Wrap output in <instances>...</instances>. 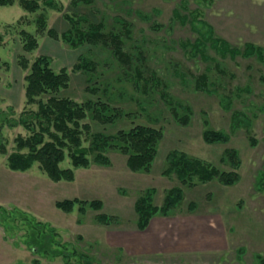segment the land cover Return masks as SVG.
Here are the masks:
<instances>
[{"label": "rangeland", "instance_id": "374dc122", "mask_svg": "<svg viewBox=\"0 0 264 264\" xmlns=\"http://www.w3.org/2000/svg\"><path fill=\"white\" fill-rule=\"evenodd\" d=\"M56 1L61 10L44 3L38 12H29L18 3L0 6L4 37L0 56L9 62L0 69V143L8 150L0 151V264H79L84 258L80 255L93 264H264V190L256 184L264 169V63L256 57H222L213 49L210 53L215 61L194 56L185 42L198 33L189 21L174 14L175 9L182 14L193 11L197 25L206 21L216 35L233 45L254 42L264 47V0H95L75 8L71 0ZM39 13H45L48 28L59 31L68 27L64 13L85 15L120 32L124 31L123 20L132 23L126 49L142 68V75L127 69L107 46L71 48L38 34ZM21 29L38 37V49L24 52ZM22 53L31 62L48 55L55 70L64 66L72 70L81 54L94 58L98 62L94 76L72 71L70 86L61 94L79 102L101 97L123 109L125 114L115 123L89 118L93 131L114 134L136 124L163 129L151 171L132 170L127 155L113 149L108 151L111 165L92 163L76 168L73 181L52 180L39 163L27 171L11 169L8 155L16 147V137L29 132L10 123L18 121L24 109H37L27 103L28 70L18 64ZM209 69L213 83L206 90L198 89L197 77ZM89 83L99 87L96 92L87 89ZM171 100L190 105L187 124L173 115ZM178 110L183 117L185 110ZM236 112L248 116L250 123L234 127ZM208 126L224 130L229 142H207L204 131ZM229 148L238 149L242 161L241 180L235 185L218 180L187 185L176 173H164L172 150L233 170L221 160ZM62 166L71 167L70 158ZM177 186L184 189L179 206L169 215L154 216L146 229H140L135 210L138 196L154 188V201L162 205L168 191ZM75 197L101 199L104 207L98 211L88 207L83 213L77 205L70 213L56 205ZM192 202L197 204L194 209ZM100 212L116 215L119 221L101 223L96 218ZM41 231L60 242L50 244L55 253L42 254L30 246L29 241L38 239ZM61 244L77 256L58 255Z\"/></svg>", "mask_w": 264, "mask_h": 264}, {"label": "trees", "instance_id": "16d2710c", "mask_svg": "<svg viewBox=\"0 0 264 264\" xmlns=\"http://www.w3.org/2000/svg\"><path fill=\"white\" fill-rule=\"evenodd\" d=\"M82 2L93 4L95 0H71V5L75 8ZM20 4L29 12H38L42 9L43 3L53 8L62 9L56 0H0V6ZM176 17H181L183 22L191 24L193 31L198 35L185 42L186 47L194 56L201 55L202 58L215 61L210 50L217 51L222 57L231 56L233 59L237 56L245 58L256 57L264 63V47L254 42H246L242 46L233 45L227 39L216 35L212 25L204 20L199 21L202 25H197L195 20L197 15L193 11H187L182 14L175 9ZM64 19L68 22V27L62 31L56 28H48L45 13H39L36 18L38 34H47L55 40H61L71 48H78L85 45L107 46L111 49L114 56L127 69H134L139 75H142V68L134 62V56L126 49L127 38L131 36L132 23L123 20L124 31L107 29L102 21H91L89 17L81 14L64 13ZM21 40L25 53H31L39 48L38 37L21 29ZM131 38V37H130ZM4 41L0 33V46ZM25 53L18 56V64L28 70L26 79V97L29 105H37V109H24L18 121L10 123L11 126L19 124L24 126L29 132L28 135L19 134L16 137V147L8 155V166L16 171H27L36 163L48 174L54 181H73L75 180V169L79 167H88L92 163L109 166L112 164L108 151L117 150L127 155L128 166L134 171L149 172L155 161L161 140L164 137V131L147 124H136L129 129H120L114 134H106L101 131H93L92 124L87 120L92 118L102 124L115 123L125 113L122 108L113 106L109 101L101 97L97 99L87 98L84 102H79L72 97L63 96L61 92L67 89L71 83V72L82 71L94 76L97 70L98 62L85 54H81L78 61L74 64L72 70L67 67H61L55 70L52 67V58L48 55H39L32 62ZM140 57L142 56V52ZM9 66V62L0 56V69ZM219 65H216L218 68ZM213 83L211 70L201 73L196 79V87L206 90ZM99 87H93L89 83L88 90L96 92ZM244 89H242L241 93ZM240 91V88H239ZM174 100V99H173ZM173 115L183 123H188L192 108L179 100L170 102ZM183 108L185 114L179 116L178 108ZM233 126L241 122L250 123L248 116H243L241 112L233 115ZM208 123V122H206ZM1 132V131H0ZM204 138L211 143H228L229 135L224 130H217L208 126L204 131ZM89 141L85 146L84 141ZM253 139V144H256ZM0 151L8 153L4 143H0ZM92 156V158H91ZM70 158L71 167L62 166L63 162ZM222 162H229L233 170H223L214 163L191 156L185 152L172 150L167 157L168 167L164 173H176L183 184L194 185L198 182L206 183L214 180L226 185H235L241 180L240 167L242 161L240 152L236 148H229L224 151L221 158ZM259 189L264 190V169L259 173L256 181ZM156 190L149 188L144 190L138 196L135 202V210L138 214V226L140 229H146L154 216L162 214L169 215L179 206L184 198V189L182 187H173L165 197L162 205L154 201ZM58 208L66 212H73L78 205L83 213L88 207L94 210H102L104 202L101 199H81L79 197L67 198L56 202ZM197 204H191L194 209ZM97 220L104 224H115L119 221L116 215H110L105 212L97 214ZM43 227L42 224H39ZM51 235V236H50ZM47 235L41 231L38 239H31L30 246L37 252L55 253L50 249V244H59L52 240V234ZM60 245V244H59ZM62 245V244H61ZM57 250V254L65 257L71 256V251L65 245ZM83 263L93 264L86 255H80ZM79 258L80 260H82ZM39 263L37 259L34 260ZM264 263V260H262Z\"/></svg>", "mask_w": 264, "mask_h": 264}]
</instances>
